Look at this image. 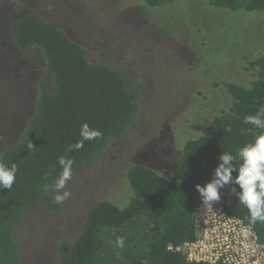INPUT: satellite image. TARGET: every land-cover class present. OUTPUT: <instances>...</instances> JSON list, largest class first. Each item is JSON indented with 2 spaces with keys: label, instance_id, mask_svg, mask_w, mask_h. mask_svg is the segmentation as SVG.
<instances>
[{
  "label": "rangeland",
  "instance_id": "1",
  "mask_svg": "<svg viewBox=\"0 0 264 264\" xmlns=\"http://www.w3.org/2000/svg\"><path fill=\"white\" fill-rule=\"evenodd\" d=\"M23 15L54 23L85 48L88 62L128 70L139 92L135 125L86 169L73 171L71 197L57 204L51 187L56 211L38 203L14 223L19 264H61V244L71 246L95 203L128 204L130 167L170 179L184 144L231 106L223 84L249 85L254 73L244 65L264 52V12L233 13L208 0L157 9L141 0H0V151L31 115L36 80H49L39 52L16 50L5 32Z\"/></svg>",
  "mask_w": 264,
  "mask_h": 264
},
{
  "label": "trees",
  "instance_id": "2",
  "mask_svg": "<svg viewBox=\"0 0 264 264\" xmlns=\"http://www.w3.org/2000/svg\"><path fill=\"white\" fill-rule=\"evenodd\" d=\"M176 1L141 0L150 9ZM208 4L233 13L264 12V0H208ZM5 32L16 50L39 52L49 77L36 80L31 115L17 140L0 151V162L17 168L12 188L0 189V264H19L14 223L38 203L49 212L58 209L50 194L61 171L58 157L73 159V171L86 169L110 142L135 125L139 92L118 71L88 62L86 50L53 23L23 15ZM244 69L254 73L253 80L248 86L223 84L231 106L207 124L203 135L184 144L171 163L170 179L147 167H130L128 204L119 208L105 200L95 203L71 246L61 244V264H200L186 261L176 250L198 237L192 218L200 202L195 186L210 180L222 152L235 156L262 131L243 121L264 106V52L246 61ZM83 124L103 136L85 141L79 151L69 150L81 139ZM234 163L239 167L238 159ZM227 214L247 224L248 210L235 195ZM251 227L264 244V224ZM121 236L125 246L117 249L114 242Z\"/></svg>",
  "mask_w": 264,
  "mask_h": 264
},
{
  "label": "clouds",
  "instance_id": "3",
  "mask_svg": "<svg viewBox=\"0 0 264 264\" xmlns=\"http://www.w3.org/2000/svg\"><path fill=\"white\" fill-rule=\"evenodd\" d=\"M243 123L253 125L262 131L254 141L239 148L235 156L231 152H222L218 157V164L212 170L210 180L203 186L197 184L195 188L202 205L212 209L213 205L220 201L222 190L234 185L230 188V192L248 210L247 224L241 229L244 235H248L250 226L264 224V106H261L254 115L245 116ZM102 136L103 133L100 130L83 124L80 129L81 139L71 144L69 150L79 151L84 147L85 141L96 140ZM27 148L29 150L34 148L31 142L28 143ZM237 159L239 167L234 163ZM58 164L61 171L52 188L55 192V203L63 204L71 197V193L66 190V185L72 179L74 160L60 156ZM16 172L15 164L8 166L0 162V189L12 188L16 180ZM234 172L235 176H233ZM114 246L117 249H123L125 237H118Z\"/></svg>",
  "mask_w": 264,
  "mask_h": 264
},
{
  "label": "built area",
  "instance_id": "4",
  "mask_svg": "<svg viewBox=\"0 0 264 264\" xmlns=\"http://www.w3.org/2000/svg\"><path fill=\"white\" fill-rule=\"evenodd\" d=\"M233 186L222 190L221 199L212 209L200 202L192 211L198 237L176 250L186 261L200 264H264V244H261L250 226V234L241 229L246 225L242 220L230 217L227 209L234 194Z\"/></svg>",
  "mask_w": 264,
  "mask_h": 264
},
{
  "label": "flooded vegetation",
  "instance_id": "5",
  "mask_svg": "<svg viewBox=\"0 0 264 264\" xmlns=\"http://www.w3.org/2000/svg\"><path fill=\"white\" fill-rule=\"evenodd\" d=\"M50 23H52V22H50ZM54 24V23H53ZM58 27V26H57ZM59 28V27H58ZM60 29V28H59ZM61 30V29H60ZM63 32V31H62ZM64 33V32H63ZM65 34V33H64ZM67 36V35H66ZM68 37V36H67ZM69 38V37H68ZM70 39V38H69ZM70 40H72V39H70ZM73 41V40H72ZM73 42H75V41H73ZM75 43H77V42H75ZM78 44V43H77ZM80 45V44H79ZM81 46V45H80ZM83 47V46H82ZM84 48V47H83ZM85 49V48H84ZM117 60V61H116ZM114 62L116 63V62H118V63H121V64H123L122 63V61L120 60V59H116ZM123 61H124V59H123ZM113 70H116V69H114V68H112ZM116 71H118L120 74H121V76L122 77H124L126 80H127V82L130 84L131 82H137L136 80H134V79H132L131 78V73L128 71V70H126V71H124V69L123 70H116ZM131 84H133V83H131ZM126 135V134H125ZM124 135V136H125ZM123 136V137H124ZM112 143L110 142L109 143V145H111ZM109 145H108V148H109ZM106 151H107V149L105 150V152L102 154V155H104V154H106ZM90 210V209H89ZM88 210V211H89ZM87 211V212H88Z\"/></svg>",
  "mask_w": 264,
  "mask_h": 264
},
{
  "label": "water",
  "instance_id": "6",
  "mask_svg": "<svg viewBox=\"0 0 264 264\" xmlns=\"http://www.w3.org/2000/svg\"><path fill=\"white\" fill-rule=\"evenodd\" d=\"M46 22H48V21H46Z\"/></svg>",
  "mask_w": 264,
  "mask_h": 264
}]
</instances>
